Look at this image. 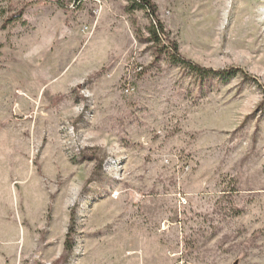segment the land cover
I'll use <instances>...</instances> for the list:
<instances>
[{"label": "rangeland", "instance_id": "rangeland-1", "mask_svg": "<svg viewBox=\"0 0 264 264\" xmlns=\"http://www.w3.org/2000/svg\"><path fill=\"white\" fill-rule=\"evenodd\" d=\"M151 1L227 80L131 0H0V264H264V0Z\"/></svg>", "mask_w": 264, "mask_h": 264}, {"label": "trees", "instance_id": "trees-1", "mask_svg": "<svg viewBox=\"0 0 264 264\" xmlns=\"http://www.w3.org/2000/svg\"><path fill=\"white\" fill-rule=\"evenodd\" d=\"M133 4L140 9L147 10L148 14L152 17L155 24L149 30V34L151 35L150 42L154 43L157 46H162L168 54L170 55V59L173 60L175 64H186L189 68L192 69L195 73L201 76H218L224 80H227V76L229 73L226 72H216L214 70H209L202 68L200 65L193 63L184 59L179 51L178 44L173 42L168 34L165 25L159 21L157 17V6L151 0H131ZM164 43V44H163ZM158 48V47H157ZM154 56L158 60L163 56V52L159 49H156L154 52Z\"/></svg>", "mask_w": 264, "mask_h": 264}]
</instances>
